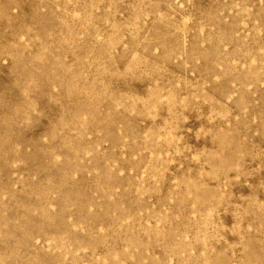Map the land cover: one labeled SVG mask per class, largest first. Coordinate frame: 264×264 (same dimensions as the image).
<instances>
[{"label": "rangeland", "instance_id": "obj_1", "mask_svg": "<svg viewBox=\"0 0 264 264\" xmlns=\"http://www.w3.org/2000/svg\"><path fill=\"white\" fill-rule=\"evenodd\" d=\"M0 264H264V0H0Z\"/></svg>", "mask_w": 264, "mask_h": 264}]
</instances>
